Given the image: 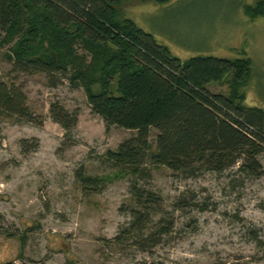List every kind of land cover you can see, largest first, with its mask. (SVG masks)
<instances>
[{"label":"rangeland","instance_id":"374dc122","mask_svg":"<svg viewBox=\"0 0 264 264\" xmlns=\"http://www.w3.org/2000/svg\"><path fill=\"white\" fill-rule=\"evenodd\" d=\"M255 1L122 0L120 12L181 59L249 57L252 74L240 90L246 105L264 109V17L251 20L243 11ZM7 51L0 48V79L22 85L31 112L42 120L0 122V264H264V174L253 177L234 166L177 177L166 167L151 168L136 184L157 193L161 207L152 211L145 229L171 223L159 242L141 249L137 226L130 227L134 177L114 176L100 163L106 149L135 131L106 129L84 89L64 77L12 73ZM210 90L226 92L227 86L215 83ZM53 101L78 111L67 136L49 117ZM155 133L151 128L152 146ZM259 161L264 169V153ZM79 168L112 180L97 191L83 190L76 179ZM183 192L198 205L175 208Z\"/></svg>","mask_w":264,"mask_h":264},{"label":"trees","instance_id":"16d2710c","mask_svg":"<svg viewBox=\"0 0 264 264\" xmlns=\"http://www.w3.org/2000/svg\"><path fill=\"white\" fill-rule=\"evenodd\" d=\"M121 2L0 0V48L7 46L4 55L12 73L64 77L70 86L84 89L106 129L115 125L135 131L115 149H106L100 163L114 176L134 177L129 189L135 202L130 227L137 226L138 247L146 249L160 241L171 222L145 229L152 211L161 207V197L138 186L137 178L157 166L177 177L222 173L234 166L250 176H262L264 109L246 105L240 90L252 74L249 57L181 59L132 19L122 17ZM243 11L251 20L264 17V0L245 4ZM215 83L225 84L227 91H211ZM49 117L67 136L78 111L53 101ZM4 119L36 124L42 120L31 112L23 86L8 79H0V122ZM151 128L156 131L154 146L149 141ZM20 146L27 149L24 139ZM76 179L83 190L97 191L112 177L85 174L79 168ZM185 194L175 199V208L198 205Z\"/></svg>","mask_w":264,"mask_h":264}]
</instances>
